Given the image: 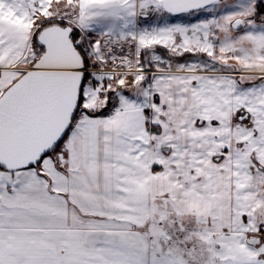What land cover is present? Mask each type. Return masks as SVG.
<instances>
[{"label":"snow or ice","instance_id":"snow-or-ice-1","mask_svg":"<svg viewBox=\"0 0 264 264\" xmlns=\"http://www.w3.org/2000/svg\"><path fill=\"white\" fill-rule=\"evenodd\" d=\"M0 264H264V0H0Z\"/></svg>","mask_w":264,"mask_h":264}]
</instances>
